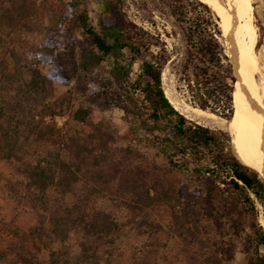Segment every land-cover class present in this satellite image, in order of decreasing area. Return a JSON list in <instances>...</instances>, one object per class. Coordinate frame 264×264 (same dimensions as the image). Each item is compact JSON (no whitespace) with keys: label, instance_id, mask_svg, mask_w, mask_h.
<instances>
[{"label":"trees","instance_id":"16d2710c","mask_svg":"<svg viewBox=\"0 0 264 264\" xmlns=\"http://www.w3.org/2000/svg\"><path fill=\"white\" fill-rule=\"evenodd\" d=\"M160 1L162 10L157 5L154 9L168 17L179 34L182 55L176 74L189 101L230 119L236 76L218 14L202 0ZM122 4L123 0H100V30L96 31L86 0H57L45 6L33 0H0V121H8L7 127L0 125V159L18 164L28 186L37 193L36 200L49 214L52 235L60 242L69 229L99 241L117 230L108 212L91 210L87 196L78 198L73 193L78 172H83L94 182L93 192L109 189L114 182L135 207L167 202L191 223V229L196 230L205 218L208 229L221 236L209 238L206 263L234 259L235 237L242 241L247 264H264V227L257 221V204L264 216V178L238 159L227 131L191 120L173 106L161 75L162 66L171 58L151 52L157 46L165 53L164 44L154 42L157 36L131 21ZM23 27L43 34L39 59L42 66L50 67L47 72L34 68L28 80L18 53L6 41V35ZM57 33L71 41L72 53L78 47L75 70L90 71L106 58L112 60L111 77L102 83L103 90L92 92L87 96L89 104H80L72 112L73 120L90 130L84 137L63 133L55 122L71 94L66 91L53 97L54 82L67 83L69 78L63 57L56 51ZM124 48L129 52L126 60ZM107 95L123 112V131L107 117L94 118ZM26 103H35L38 110L33 108L27 116ZM29 139L52 142L59 148L47 149L41 158L30 160L25 147ZM174 175L184 176L185 183L179 186L170 180ZM54 190L66 198L61 207L50 202ZM50 261L99 264V257L92 245L83 244L73 256L53 250Z\"/></svg>","mask_w":264,"mask_h":264},{"label":"rangeland","instance_id":"374dc122","mask_svg":"<svg viewBox=\"0 0 264 264\" xmlns=\"http://www.w3.org/2000/svg\"><path fill=\"white\" fill-rule=\"evenodd\" d=\"M33 1L36 5L45 6L57 0ZM160 2V0H123L121 8L131 21L157 36L154 37V42L159 41L161 44H158L161 46L164 44L165 53L157 46L152 47V53L167 54L171 60L174 59L173 63L169 60L162 66V85L164 91L166 90L169 97L177 103L179 110L184 111L192 104L176 74L182 55V45L177 29L171 25L170 19L154 9L153 6L157 5L158 9L162 10ZM254 6L255 24L259 34L256 49L261 57L262 70L256 76L259 104L264 118V0H254ZM86 7L91 24L96 31H99L100 0H86ZM227 8L228 6L224 5L218 11L211 9L219 16L223 44L230 56L232 39L229 34L230 13ZM47 21L45 19L43 24H47ZM76 35L78 36L77 33ZM54 38L57 40L56 51L63 57L69 78H66L67 83L54 82L53 97L66 91L71 92L69 104H64V113L56 115L55 122L57 127H62L63 133L77 138L84 137L90 130L87 126L75 122L72 112L80 104L87 106L89 104L87 96L92 95V92L103 90L102 83L104 84L111 77L112 60L106 58L90 71L75 70L73 65L78 58L77 45L74 46L75 52L72 53V43L66 36L57 33ZM6 41L18 53L19 65L25 79L30 78L34 68L42 67L44 72L50 68L49 65L42 66L40 62L39 51L44 37L37 29L20 28L6 35ZM122 56L123 60L129 57L126 48L122 50ZM138 67V63H135V70ZM102 100L104 104L102 110L94 111L95 120L100 116L107 117L113 126L123 131L125 125L122 110L111 103L108 95ZM33 108L38 110L35 103H26L23 110L28 116V112ZM188 117L208 127L220 128L230 135L225 124H217L204 116L194 118L188 115ZM0 125L7 127L8 121H0ZM25 147L29 156L27 158L30 160L41 158L47 149L56 151L59 148L52 142H34L31 139L25 143ZM18 168V164L14 161L0 159V264H51L50 257L53 250L64 251L73 256L80 252L83 244L93 246L96 256L99 257V264H142L143 260V264H208L205 261L210 252L207 242L210 241L209 238L218 240L221 237L218 232L208 229L205 218L200 220L196 230L191 229V223L182 218L176 211L178 209L171 207L167 202L157 200L148 207L133 206L128 196L114 187V182L110 183L112 187L109 189L100 193L93 192L92 179L88 174L78 172L73 193L78 198L87 196L91 210L108 212L116 220L117 230L109 238L99 241L78 230L69 229L65 239L60 242L48 227V212L36 200L37 193L28 186L26 176ZM170 180L179 183V186L185 183L182 175L171 176ZM64 200L66 198L61 196L59 190L51 192L50 202L54 207L63 206ZM257 209V221L264 227V216L258 204ZM233 239L235 240L234 259L223 264H247L242 241L235 237Z\"/></svg>","mask_w":264,"mask_h":264},{"label":"bare ground","instance_id":"6f19581e","mask_svg":"<svg viewBox=\"0 0 264 264\" xmlns=\"http://www.w3.org/2000/svg\"><path fill=\"white\" fill-rule=\"evenodd\" d=\"M202 1L217 11L227 5L230 13L229 34L232 41L229 53L236 76L233 89V114L227 120L191 105L189 109L180 111L177 103L169 97L166 90L165 94L173 106L186 117L204 116L217 124H225L232 135L231 145L238 159L258 171L264 178V118L259 104L256 76L262 70L261 57L256 49L259 34L255 24L254 0Z\"/></svg>","mask_w":264,"mask_h":264},{"label":"water","instance_id":"95a60500","mask_svg":"<svg viewBox=\"0 0 264 264\" xmlns=\"http://www.w3.org/2000/svg\"><path fill=\"white\" fill-rule=\"evenodd\" d=\"M233 68V67H232Z\"/></svg>","mask_w":264,"mask_h":264}]
</instances>
